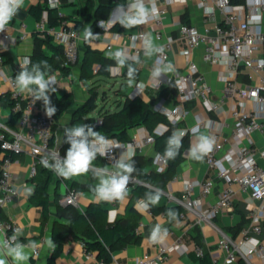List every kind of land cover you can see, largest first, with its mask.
Instances as JSON below:
<instances>
[{"label":"built area","instance_id":"2783aa9c","mask_svg":"<svg viewBox=\"0 0 264 264\" xmlns=\"http://www.w3.org/2000/svg\"><path fill=\"white\" fill-rule=\"evenodd\" d=\"M187 1L152 0L157 13L147 22L151 24L152 35L157 45L163 48L161 53L154 55L149 64V71L152 73L155 67L168 64L174 69L169 74L168 82L173 83L175 101L169 108H154L166 117L167 123L158 124L151 133L142 126L136 127L134 134L127 142L107 137L114 142H119L124 148H113L104 157L98 155L97 159H102L105 165L93 164L97 167L111 168L120 157L118 150H126L129 146L134 149V152L141 150L142 147L154 143L156 135L168 131L170 125L174 126L172 132L175 130L185 132L184 136H188V148H190L196 142L197 132L202 127V123L199 122L191 130L179 126L187 114L185 103L188 101H197L205 112H212L218 116L227 112L232 118L228 134H223V128L228 124L225 119H222L218 122L219 127L211 130L208 135L214 138L215 143L212 151L203 159L211 175L202 180L185 176L181 197L171 192H162L168 202L178 203L183 208L179 215L180 219L190 213L194 222H205L217 229L219 236L217 247L223 252V259L219 262L217 258H213L211 264H235L239 260H243L245 264H264V147H256L253 139L255 134L264 136V0H194L201 11L202 24L197 26L188 23L179 16L171 23L176 27V35L166 36L163 31L166 26V6L174 3L185 4ZM56 4L57 0H47V5L50 7ZM256 15L261 17L259 24L253 21ZM57 17L56 24H49L48 12L46 9L42 10L39 19L36 20V30L42 36L49 35L55 44L60 45L65 64L72 66L79 58V43L82 37L62 12L58 11ZM92 32L94 35L99 33L97 30ZM143 33L148 32L141 29L136 34L125 37L120 30L113 31L111 39L119 42L118 44L121 45L119 50H126L130 56L137 57L140 52H144L141 38ZM125 38L129 43L125 41ZM112 41L106 43V49H112ZM174 41L182 45L181 53L185 59L183 69L177 68L171 57ZM12 42H15V38H12L6 26L5 31L0 32V68L4 60L2 52ZM196 48H202V61L215 70L218 80L222 83L220 96L217 99L213 97L212 86L193 58ZM8 82V94L12 102L10 112L15 114L17 119L14 127L0 121V148L29 154L32 158L29 174L34 176L37 166L45 168L41 164L42 157L48 155L50 158V154L56 151L61 158L65 155L61 154L55 130L52 129L54 116L49 118L45 114L42 101L33 102L30 96L18 92L12 77L8 78ZM137 83L141 82L137 81ZM151 86L156 90L160 85L151 83ZM144 88L145 85L139 92L133 85L130 95H140ZM96 122L101 123V119L98 118ZM157 153L161 155L158 161L155 160ZM163 155L164 153L156 152L153 157L152 166L158 172H162L167 165V159L163 158ZM11 163L9 156L1 155L0 210L17 196L24 186V184L18 185L12 182ZM51 172L62 181L54 171ZM215 180H222L224 186L213 202L204 203L203 199L212 191ZM130 182L139 183L140 181L132 176ZM234 183L247 194L246 203L249 211L246 221L237 229L236 237H230L214 225L213 219L219 213L231 209L236 194L232 186ZM196 187L199 193L193 196ZM58 202L62 205L78 207V192L68 188L59 197ZM145 211L151 213L150 208ZM115 215V210H109L108 221H113ZM138 226L134 228L136 233L139 232ZM19 230V225L14 221L2 219L0 216L2 237H10ZM149 237L150 244L158 243H154ZM19 241L25 244L26 248L31 249L33 257L39 256L38 242L21 239ZM190 250L197 258L195 264H202L200 259L204 253L201 246L194 241L188 245L181 237L176 238L171 244L157 245L156 253H144L135 264H164L171 252L178 251L182 254ZM98 263L107 264L100 260Z\"/></svg>","mask_w":264,"mask_h":264},{"label":"crops","instance_id":"0c3cea01","mask_svg":"<svg viewBox=\"0 0 264 264\" xmlns=\"http://www.w3.org/2000/svg\"><path fill=\"white\" fill-rule=\"evenodd\" d=\"M88 0H57V4L54 7L47 5V0H25L24 7L21 8L17 14L13 17L11 22L7 25L9 32L12 35V38H15V42L10 43L8 48L3 50V64L0 68V121L6 122L10 115V107L5 101L1 99L3 93L8 92L9 82L8 78L11 77V74L16 69L17 64L19 63L22 57H29L30 54L36 49L38 44V39L42 36L36 30V19L29 11L31 5L39 4L40 6H45L49 9H53L54 12H62L77 28L80 32L81 37H83L84 29L87 26H90L94 22V26L99 33L96 39L85 43L83 38L79 43L80 52H82L86 46L91 49H97L108 57L107 53L114 52L121 48L117 41H112L111 34L113 31L110 30V27L117 21L115 15L116 7L118 0H114V5L111 7L108 17L106 19H101L94 21L93 14L90 18H87L84 14V10L87 6ZM128 0H125L123 5H127ZM166 26L164 28V34L166 36L174 37L176 35V27L172 25V21L179 16H182V19L188 23L200 26L202 24V16L200 9L195 5L194 0H188L185 4H168L166 6ZM145 30L152 35V29L150 23H145L133 28H124L121 26L120 31L125 35L136 34L139 30ZM23 35V36H22ZM22 36V37H21ZM153 37V35H152ZM154 39V38H153ZM108 41L113 42L112 49H106V43ZM125 41L129 43L128 39L125 38ZM154 42L157 44L156 40ZM182 45L178 41H174L172 45L171 57L175 66L179 69L185 67L184 55L181 53ZM42 50L48 51L47 48L42 47ZM194 60L196 61L200 71L204 73L205 77L209 81L213 89V97L219 98L222 83L218 80L215 70L209 67L208 64L202 61L201 54L202 48H196L194 51ZM137 57L140 60V63L137 66L140 69V74L138 79L135 80L143 83L145 88L140 94L145 100H150L152 108H169L174 102V99L170 93L166 95L161 94V90L166 87L168 84L169 73L161 74L159 78H153L152 73L149 71V64L153 60V56H145L144 52H140ZM109 58V57H108ZM112 59V58H111ZM111 76L104 81L105 83H115L116 89L119 87L121 81L125 80L122 76L118 75L120 68L117 65L110 67ZM56 76L57 84L54 85L56 91L54 92L57 95L65 91H71L74 95L76 102H82V95L75 96V90L72 87L76 85V82L81 86L83 85L78 80V69H75V66L72 67V72L68 76H63L58 72L50 73ZM151 83H158L160 86L156 90L151 86ZM135 85V84H134ZM84 86V85H83ZM116 91V90H115ZM185 108L187 114L183 121L179 124L180 127L193 129L197 126L199 122L202 123V127L197 132V136L200 134L209 135L211 130L219 127L218 122L222 119H225L227 124L223 128V134L226 135L229 132V127L232 124V118L227 112H224L222 115L218 116L212 112H205L199 102L197 101H188L185 103ZM94 116L97 115V111L92 113ZM67 128V124H59L55 129V137L58 141V147L62 146V139L64 137V129ZM135 128H131L128 131L129 139L134 134ZM254 144L256 147H264V136L253 135ZM120 141V140H119ZM127 142V141H122ZM188 148L184 152L183 160L176 167L175 175L165 184L162 191L171 192L177 197H181L184 190V177L188 176L190 179L202 180L207 176L211 175V171L206 165L204 159L197 161L190 157ZM125 149L118 150L119 155L121 156ZM154 143L148 144L141 148V150H136L134 153H137L144 157H154L156 153ZM2 154H0L1 156ZM95 163V161L93 162ZM32 165V158L29 154L23 153L21 160H14L11 163V180L15 184H24L21 192L12 198V200L1 208V218L14 221L19 225L20 230L18 232L19 239L27 241L32 240L38 242L40 245V254L38 257H33L31 249L26 248L29 253V260L25 264H48V258L52 253L53 247H49L46 243L47 240L52 239V222L50 221L47 225L41 228L39 220L41 214V208L39 206L33 205L29 197L34 191L35 182L42 181L45 178L46 173L40 170L41 166L36 167V173L34 176H30L29 171ZM101 165V164H98ZM105 165V164H103ZM153 167V166H152ZM147 170L150 169V166L146 167ZM92 174L89 172L87 176H78L72 177L69 180H74L80 183H91L95 185L98 181L94 178H91ZM135 183V182H134ZM224 183L222 180H215L214 187L212 191L204 199V203L213 202L220 190L223 188ZM234 190L236 191L232 207L230 210L223 211L219 213L214 219L213 223L216 227L221 229L225 234L230 237H236L237 231L242 223L247 219L248 215V206L246 203L247 194L242 192L238 185L235 183L232 184ZM131 187H128V195L124 200H120L118 205L115 206L112 204V201L106 206L107 212L109 210H115L116 213H123L126 204L128 203L131 195ZM68 186L64 181H61L55 177L49 183V213L50 220L55 218L56 214V202L58 203L59 197H61ZM30 190V191H29ZM163 193V192H162ZM199 189L196 187L193 192V196L198 195ZM141 199V198H140ZM137 199L133 207L139 212L140 219L138 223L139 232L137 234L141 235L140 243L136 244H127L124 248L116 250L112 253V261L107 264H135L136 261L144 254H154L157 251V245H166L173 243L176 238L181 237L183 241L190 245L191 242L198 243L203 249V253H207L206 262L203 264H211L213 258H217V261L222 262L223 252L217 247L218 242V232L214 226L207 224L205 222L196 223L193 221V216L190 213L186 214V217L183 219H176L174 222L169 223L163 214L148 213L144 209L138 207ZM79 206L76 207L80 211H84L85 208L91 202H97L95 200L94 194L90 191L83 190L78 192ZM144 200V199H142ZM159 203L164 204H177L175 202H168L164 197ZM62 205V204H61ZM75 207V206H74ZM159 224L161 228H166L168 230V235L162 243L158 242L157 244H150L148 242V237L151 234V229ZM135 232V231H134ZM136 233V232H135ZM196 236V238H195ZM0 237L2 234L0 233ZM201 242V243H200ZM54 243V242H53ZM204 258V255L202 259ZM197 258L192 250L180 254L178 251H173L168 255V260L164 264H195ZM245 264V262L237 261L235 264ZM8 264H12L9 259ZM52 264H99L98 259L94 253H86L82 242L78 238H72L71 236L66 237V241L62 246V249L58 255L53 259Z\"/></svg>","mask_w":264,"mask_h":264},{"label":"trees","instance_id":"16d2710c","mask_svg":"<svg viewBox=\"0 0 264 264\" xmlns=\"http://www.w3.org/2000/svg\"><path fill=\"white\" fill-rule=\"evenodd\" d=\"M124 1L125 0H118L120 4L124 3ZM113 3L114 0H88L84 14L87 18H90L93 14L94 21L106 19L111 7L114 5ZM44 9L48 12L49 24H56L58 17L53 9L34 4L30 6L29 11L37 20ZM90 26L92 31L96 29L94 22ZM120 29L121 25L118 21L110 27L111 31H119ZM42 47L47 48L48 51L42 50ZM29 57L33 62L47 60L48 64L51 66V73L58 72L63 76L70 75L72 67L76 66L78 69V80L85 87L89 83L92 84L93 88H87L90 93H95L97 88L95 86L103 83L111 76L110 67L117 65L114 59L108 58L103 55L101 51L91 49L88 46H86L82 52H80L79 47V58L74 65H66L62 47L55 44L49 35L40 36L36 49ZM129 63H132V60L129 59ZM134 67L137 69L136 80L139 77L140 69L137 64H134ZM19 71L20 66L11 74L12 79L15 78V75ZM118 75L122 76L125 80L120 82L119 87L115 91V100L112 103L113 109L110 110L103 106L101 109L97 110L96 116L91 114L93 105L90 99L76 102L71 91H65L60 95L50 93L51 102L57 109L55 115H53V131L63 121H65L67 127L83 123L94 125V130L100 132V134L105 137L116 138L120 141H128L130 140L128 131L131 128L142 126L151 133L158 124L167 123L166 117L152 108L150 100H145L139 94L130 95L133 86L129 87L127 83V67L120 69ZM160 92L162 95L170 93L175 101V89L171 81L168 82L166 87ZM1 99L5 101L9 107L12 105L8 92L3 93ZM42 107H44L43 102ZM98 118L101 119V123L96 122ZM16 119L17 116L10 112L6 123L14 127ZM173 128L174 126L170 125L168 131L155 136L154 147L157 152H165L167 141L172 135ZM181 143L182 147L179 149L178 155L174 160L167 159L166 168L162 172H158L152 167V157H144L135 153L133 159L137 171L133 172L132 176L136 177L140 182H129L128 187H131L130 199L125 206L124 212L116 213L114 220L111 222L108 221L106 206L109 202L106 201L91 202L84 211H80L78 208L69 204L61 205L59 202H56L55 218L50 220L48 186L52 178L57 177L54 176L50 170L41 166L40 170L46 173L45 178L42 181L35 182L34 191L30 195L29 200L33 205L41 208L39 220L41 228L50 221L52 222V239L54 247L48 258V264H52L54 257L60 253L68 235L72 238L80 239L86 253H94L98 260L105 263H110L112 261V253L114 251L124 248L127 244L140 243L141 235L134 232V228L140 219V214L134 209L133 204L137 199H145L147 193H156L157 190L152 187L162 190L165 184L175 175L176 167L183 160L184 152L189 147L187 135L183 137ZM67 150L68 143L64 142L63 137L60 152L66 155ZM1 153L4 156H9L12 161L21 160L23 157L22 152L15 153L0 148V154ZM95 164L103 165L105 162L98 158L95 160ZM147 166H150L149 170L146 169ZM61 179L66 183L68 188L75 192L83 190L91 192L90 186H94L91 183L83 184L74 180H66L62 177ZM163 197L164 194L161 193L159 202ZM119 201L120 200L112 201V204L117 206ZM159 202L149 208L153 213L163 214L169 223L178 219L180 213L183 211L180 205ZM169 212H171L172 215H169ZM207 255L208 254L205 253L204 258L200 259L202 264L206 262ZM240 264H242V262Z\"/></svg>","mask_w":264,"mask_h":264},{"label":"clouds","instance_id":"9594fccd","mask_svg":"<svg viewBox=\"0 0 264 264\" xmlns=\"http://www.w3.org/2000/svg\"><path fill=\"white\" fill-rule=\"evenodd\" d=\"M25 0H0V32L5 31L6 26L11 22L17 12L24 7ZM151 4V7H149ZM157 9L152 0H128L127 6L118 4L115 15L118 23L124 28H133L147 23L156 16ZM261 17L256 15L253 21L259 24ZM259 30V29H257ZM91 26H87L83 32L85 43L97 38ZM142 43L145 56L151 57L163 51L162 46L157 45L151 33L142 34ZM135 39V38H134ZM109 58L116 61L120 69L127 67V83L129 87L135 84V89L139 92L143 89V83H135L137 69L134 64H139L138 57L130 56L126 50H117L107 53ZM132 63H129V59ZM20 71L15 75L14 84L18 92L30 96L33 102L40 100L43 102L45 114L51 118L57 109L52 104L50 93H54L57 84L56 76L51 73V66L47 60L33 62L30 57H22L19 61ZM111 71V69H109ZM172 65L157 66L152 72L153 78H159L161 74L172 72ZM162 134V133H161ZM185 135L183 130H175L168 138L167 147L163 158L175 159L182 147V138ZM64 142L68 143V148L64 158L59 156L58 151L42 157L41 164L58 176L64 179L86 175L91 172L92 177L98 182L90 186L97 202L124 200L128 195V184L132 179V173L137 171L133 159L135 153L131 146L119 157L118 160L108 166L97 167L93 162L97 156H107L111 149L123 147L119 142H114L94 130V125L76 124L64 129ZM214 138L200 134L196 142L189 149L190 157L200 161L212 151ZM124 148V147H123ZM161 155L156 154L155 160H160ZM30 191V190H29ZM161 192L147 193L146 198L141 200L138 207L148 209L159 202ZM169 215H172L169 212ZM168 235L166 228H161L159 224L151 229L150 239L156 243H162ZM46 243L49 247H54L51 239ZM29 253L26 245L19 241V234L14 232L10 237H0V264H8L9 259L12 264H25L29 260Z\"/></svg>","mask_w":264,"mask_h":264},{"label":"rangeland","instance_id":"374dc122","mask_svg":"<svg viewBox=\"0 0 264 264\" xmlns=\"http://www.w3.org/2000/svg\"><path fill=\"white\" fill-rule=\"evenodd\" d=\"M75 69H77V67L75 66ZM74 88V92H75V96H80V94L82 95V100H89L92 101V105H93V109H92V113H95L98 109H101L103 106H105V108L107 109H113V101L115 100V90H116V84L113 83H101L95 87V93H90L89 90L87 88H93L92 84L89 83L86 87L83 85H79L76 82V85L72 86ZM97 94V95H96ZM95 97V98H94ZM94 98V99H93ZM60 124H65V121L61 122ZM83 176H87L83 175ZM91 178H93L91 176Z\"/></svg>","mask_w":264,"mask_h":264},{"label":"water","instance_id":"95a60500","mask_svg":"<svg viewBox=\"0 0 264 264\" xmlns=\"http://www.w3.org/2000/svg\"><path fill=\"white\" fill-rule=\"evenodd\" d=\"M148 186V185H147ZM153 189L160 191L162 193V190L152 187Z\"/></svg>","mask_w":264,"mask_h":264}]
</instances>
